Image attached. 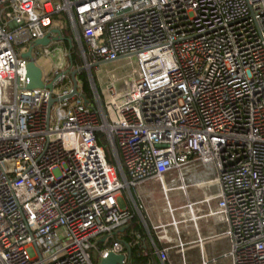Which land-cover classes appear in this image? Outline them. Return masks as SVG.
<instances>
[{"label":"built area","instance_id":"built-area-1","mask_svg":"<svg viewBox=\"0 0 264 264\" xmlns=\"http://www.w3.org/2000/svg\"><path fill=\"white\" fill-rule=\"evenodd\" d=\"M62 16L91 97L64 41L28 89ZM136 216L162 264H264V0H0V264H93Z\"/></svg>","mask_w":264,"mask_h":264},{"label":"trees","instance_id":"trees-1","mask_svg":"<svg viewBox=\"0 0 264 264\" xmlns=\"http://www.w3.org/2000/svg\"><path fill=\"white\" fill-rule=\"evenodd\" d=\"M63 17L66 20V25H64V31H63L64 47H66L68 50L71 51V59H72L71 61L73 65L77 68H80L82 66V62L79 59V53L77 51V48L72 43V36L66 16ZM77 80L83 84V90L85 94L89 97L88 94L90 90H89V84L86 73L84 71L79 72L77 74ZM109 161L111 162L112 160L109 158ZM131 232L139 234L142 237V240L140 242H137L134 239V237L131 236ZM144 239H145V231L141 226V224L139 223V220L135 218L132 221V223L129 225V228L126 230L123 236L115 235V237H113L112 239L106 242H98V244L92 251L93 264H99L100 262L99 251L109 249L116 240H121L124 244L130 245L132 259L129 264H158L155 257L152 256L153 254L152 250L148 249L146 240L144 241Z\"/></svg>","mask_w":264,"mask_h":264},{"label":"water","instance_id":"water-1","mask_svg":"<svg viewBox=\"0 0 264 264\" xmlns=\"http://www.w3.org/2000/svg\"><path fill=\"white\" fill-rule=\"evenodd\" d=\"M54 34H57L58 37L57 38H50V37H46L42 40H37L34 45L32 46V48L29 49V51L23 55L24 59H29V64L27 66V73H28V78L30 80V83L28 85V89L29 90H33V89H42V88H47L49 90H52V86L48 85L45 86L43 81H42V70L36 65L35 60L32 58L31 52L35 47H46L48 46L52 41H63V38L60 37V32L58 30H54L53 31ZM124 58H119L116 59L115 61H119V60H123ZM72 59L70 58V61ZM84 68H79V69H75V70H68L67 72H69L71 74V79H72V93L67 97V98H71L74 95H78V80H77V74L81 71H83ZM82 98L84 99L85 104H88V100L85 98V96L82 95ZM65 99V98H64ZM63 100V99H61ZM59 100L56 98H52L50 103H49V114L51 113L52 107L53 105H55ZM127 228L123 229L122 232H124ZM129 252H128V256H124V255H116L112 252L108 253V256L106 258L101 259V261L99 262V264H127L125 263L126 259L128 262L131 261L132 259V254H131V250L130 248H128Z\"/></svg>","mask_w":264,"mask_h":264},{"label":"rangeland","instance_id":"rangeland-1","mask_svg":"<svg viewBox=\"0 0 264 264\" xmlns=\"http://www.w3.org/2000/svg\"><path fill=\"white\" fill-rule=\"evenodd\" d=\"M61 22L60 24L66 25V20L64 19V17H59ZM59 57H60V52H52L50 53V55H41L40 57L37 58L36 60V64L37 66L42 70V72L46 75H50L53 72V67L55 65H57V63L59 62ZM134 59H123V60H119L116 61L114 63H111L110 65H108L105 70L106 72L110 73V76L112 78L113 81H117L118 83V89H124V85L121 82L123 77L126 76L134 67L132 65ZM84 62H82V66L80 68H84ZM67 66V65H65ZM83 71L86 73L87 75V69H83ZM81 71V72H83ZM96 71L98 72H102L100 69H96ZM102 75V74H101ZM100 75V76H101ZM102 77V76H101ZM88 79V77H87ZM88 84H89V90L91 92V82L88 80ZM89 92V97H91V93ZM119 204L122 208H125L126 203L124 202V200L120 199ZM171 260L173 262V264H181L180 260L175 257L174 255H171ZM189 264H191V261H189Z\"/></svg>","mask_w":264,"mask_h":264},{"label":"crops","instance_id":"crops-1","mask_svg":"<svg viewBox=\"0 0 264 264\" xmlns=\"http://www.w3.org/2000/svg\"><path fill=\"white\" fill-rule=\"evenodd\" d=\"M63 46H64V43H63ZM68 50V49H67ZM69 62H70V60H69ZM69 62H67V65H68V68L70 67V63ZM69 63V64H68ZM135 218H137L138 220H139V223L141 224V226H142V223H141V220H140V218L138 217V216H136ZM134 218V219H135ZM133 219V220H134ZM143 227V226H142ZM144 229V228H143ZM127 230V229H126ZM126 230L124 231V232H122L121 233V235L123 236L124 235V233L126 232ZM145 231V230H144ZM131 236H133L134 237V239L137 241V242H140L141 240H142V237L139 235V234H137V233H132L131 232ZM137 236H139L140 238L138 239L137 238ZM146 240V244H147V246H148V249L149 250H152V252H153V254H152V256L153 257H155V259H156V261L158 262V264H162L161 262H160V260H159V258H158V256L155 254V248H154V245H153V243L151 242V240H150V238L147 236V233H146V231H145V239H144V241ZM124 246V249H125V252L127 253V256H128V252H129V250H128V248H130V245H127V244H124L123 245ZM226 248V244L225 243H221L220 245H218V247H215V248H210L208 251L210 252V253H212V252H218V251H222L223 249H225ZM130 250H131V248H130ZM208 252V253H209ZM145 255H147V254H145ZM188 259H189V261H191V264H198L199 263V261H200V253L198 252V251H191L189 254H188ZM153 263H154V260H153ZM129 264V263H128Z\"/></svg>","mask_w":264,"mask_h":264}]
</instances>
